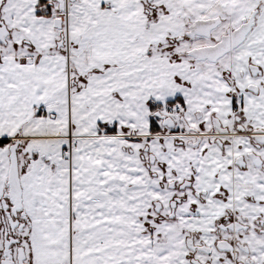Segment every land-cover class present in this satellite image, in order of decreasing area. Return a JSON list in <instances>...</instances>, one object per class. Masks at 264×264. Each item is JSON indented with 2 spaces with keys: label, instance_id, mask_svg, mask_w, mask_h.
Segmentation results:
<instances>
[{
  "label": "snow or ice",
  "instance_id": "6c2138e0",
  "mask_svg": "<svg viewBox=\"0 0 264 264\" xmlns=\"http://www.w3.org/2000/svg\"><path fill=\"white\" fill-rule=\"evenodd\" d=\"M0 264H264V0H0Z\"/></svg>",
  "mask_w": 264,
  "mask_h": 264
}]
</instances>
